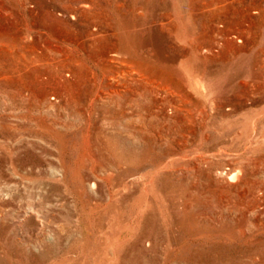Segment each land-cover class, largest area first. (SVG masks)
Segmentation results:
<instances>
[{
  "label": "rangeland",
  "instance_id": "1",
  "mask_svg": "<svg viewBox=\"0 0 264 264\" xmlns=\"http://www.w3.org/2000/svg\"><path fill=\"white\" fill-rule=\"evenodd\" d=\"M0 264H264V0H0Z\"/></svg>",
  "mask_w": 264,
  "mask_h": 264
},
{
  "label": "bare ground",
  "instance_id": "2",
  "mask_svg": "<svg viewBox=\"0 0 264 264\" xmlns=\"http://www.w3.org/2000/svg\"><path fill=\"white\" fill-rule=\"evenodd\" d=\"M237 170H238V169H237ZM237 173H238V172H235V173L233 172L230 176H231L232 178H233V177L235 178V177L237 176ZM235 180H236V179H235Z\"/></svg>",
  "mask_w": 264,
  "mask_h": 264
}]
</instances>
